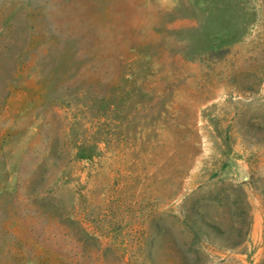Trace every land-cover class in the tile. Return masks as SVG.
I'll use <instances>...</instances> for the list:
<instances>
[{"label": "rangeland", "instance_id": "1", "mask_svg": "<svg viewBox=\"0 0 264 264\" xmlns=\"http://www.w3.org/2000/svg\"><path fill=\"white\" fill-rule=\"evenodd\" d=\"M194 209L264 264V0H0V264H179Z\"/></svg>", "mask_w": 264, "mask_h": 264}, {"label": "trees", "instance_id": "2", "mask_svg": "<svg viewBox=\"0 0 264 264\" xmlns=\"http://www.w3.org/2000/svg\"><path fill=\"white\" fill-rule=\"evenodd\" d=\"M235 191H240V193L236 196L235 201L228 203V209L234 223L237 222L240 225V227L237 228L233 227L236 231V236L239 237L242 235L243 228L246 225L247 216H244L246 214V209L240 186H236ZM221 202L222 201H220V203ZM178 221L182 228L181 233L184 235V245L186 246L185 250L180 251L178 257L179 264L200 263L205 258L204 245L214 244L217 238L226 236L230 233L222 232L218 227L209 229L208 225L201 218L199 211L196 209H194L192 213L180 212Z\"/></svg>", "mask_w": 264, "mask_h": 264}]
</instances>
